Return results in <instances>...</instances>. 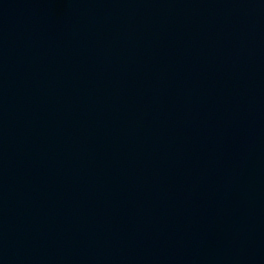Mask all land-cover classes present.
<instances>
[{
    "label": "water",
    "instance_id": "1",
    "mask_svg": "<svg viewBox=\"0 0 264 264\" xmlns=\"http://www.w3.org/2000/svg\"><path fill=\"white\" fill-rule=\"evenodd\" d=\"M0 264H264V0H0Z\"/></svg>",
    "mask_w": 264,
    "mask_h": 264
}]
</instances>
